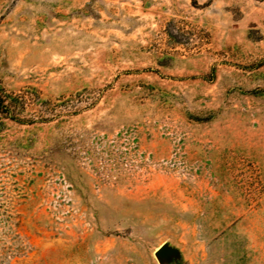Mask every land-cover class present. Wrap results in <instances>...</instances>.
<instances>
[{
    "label": "rangeland",
    "instance_id": "rangeland-1",
    "mask_svg": "<svg viewBox=\"0 0 264 264\" xmlns=\"http://www.w3.org/2000/svg\"><path fill=\"white\" fill-rule=\"evenodd\" d=\"M0 95V264H264V0H0Z\"/></svg>",
    "mask_w": 264,
    "mask_h": 264
},
{
    "label": "trees",
    "instance_id": "trees-1",
    "mask_svg": "<svg viewBox=\"0 0 264 264\" xmlns=\"http://www.w3.org/2000/svg\"><path fill=\"white\" fill-rule=\"evenodd\" d=\"M8 97H1L0 95V110L3 111L4 113L9 112V108L5 104V99Z\"/></svg>",
    "mask_w": 264,
    "mask_h": 264
},
{
    "label": "water",
    "instance_id": "water-1",
    "mask_svg": "<svg viewBox=\"0 0 264 264\" xmlns=\"http://www.w3.org/2000/svg\"><path fill=\"white\" fill-rule=\"evenodd\" d=\"M157 255L160 257V258H164L166 256V253L162 250L158 251Z\"/></svg>",
    "mask_w": 264,
    "mask_h": 264
}]
</instances>
